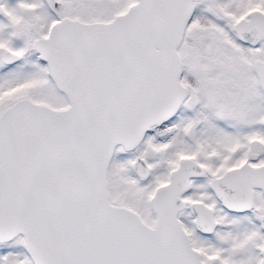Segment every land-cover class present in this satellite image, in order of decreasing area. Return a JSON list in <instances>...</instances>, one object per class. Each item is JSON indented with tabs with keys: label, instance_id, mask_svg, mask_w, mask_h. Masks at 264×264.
Here are the masks:
<instances>
[{
	"label": "snow or ice",
	"instance_id": "snow-or-ice-1",
	"mask_svg": "<svg viewBox=\"0 0 264 264\" xmlns=\"http://www.w3.org/2000/svg\"><path fill=\"white\" fill-rule=\"evenodd\" d=\"M0 264H264V0H0Z\"/></svg>",
	"mask_w": 264,
	"mask_h": 264
}]
</instances>
